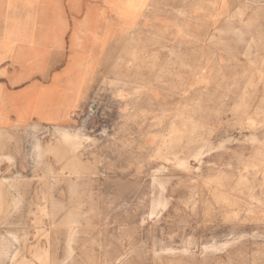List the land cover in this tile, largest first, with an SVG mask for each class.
Wrapping results in <instances>:
<instances>
[{
  "label": "rangeland",
  "instance_id": "obj_1",
  "mask_svg": "<svg viewBox=\"0 0 264 264\" xmlns=\"http://www.w3.org/2000/svg\"><path fill=\"white\" fill-rule=\"evenodd\" d=\"M95 1L111 41L0 134V264H264V0Z\"/></svg>",
  "mask_w": 264,
  "mask_h": 264
},
{
  "label": "crops",
  "instance_id": "obj_2",
  "mask_svg": "<svg viewBox=\"0 0 264 264\" xmlns=\"http://www.w3.org/2000/svg\"><path fill=\"white\" fill-rule=\"evenodd\" d=\"M129 1L136 8L144 3L124 0ZM96 4L88 6L80 21L84 0H0V134L47 126L54 91L67 87L62 81L67 68L53 69L70 42L77 55H94L111 41L96 27Z\"/></svg>",
  "mask_w": 264,
  "mask_h": 264
}]
</instances>
